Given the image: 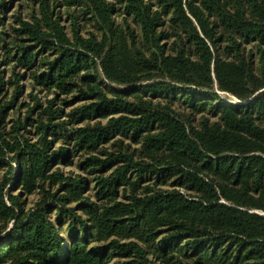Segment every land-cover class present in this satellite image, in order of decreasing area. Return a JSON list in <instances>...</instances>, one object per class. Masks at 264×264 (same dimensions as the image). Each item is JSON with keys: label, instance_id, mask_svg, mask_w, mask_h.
<instances>
[{"label": "trees", "instance_id": "trees-1", "mask_svg": "<svg viewBox=\"0 0 264 264\" xmlns=\"http://www.w3.org/2000/svg\"><path fill=\"white\" fill-rule=\"evenodd\" d=\"M10 6L0 264H264V0ZM102 78L132 87L111 94ZM75 157L81 174L63 171Z\"/></svg>", "mask_w": 264, "mask_h": 264}, {"label": "rangeland", "instance_id": "rangeland-1", "mask_svg": "<svg viewBox=\"0 0 264 264\" xmlns=\"http://www.w3.org/2000/svg\"><path fill=\"white\" fill-rule=\"evenodd\" d=\"M10 1H11V6H10L9 12L7 14L10 15V17H11V15L14 13V11L16 9L18 10L20 3L23 4L25 0H10ZM23 12H24L25 16H27L30 13V9L26 6V8H25V10ZM63 12H65V11H63ZM122 16H123L122 14L121 15H117V21L118 22H121V23L123 22L122 21V19H123ZM69 20L70 19L68 17V14L65 13L64 16H63V21H64L65 25H67L68 30L71 29ZM131 23H132L131 24L132 27H137L138 28V26L136 25L135 22H133L132 19H131ZM88 29H90V26L89 25H84L83 26V33L86 34ZM246 48H247V50L253 49L255 52L257 51V49L254 47L253 44L246 45ZM2 68H4L6 70V73L9 72V67L7 65L4 64ZM102 80H103L102 82H103L104 88L111 94L113 92H115L117 89H128V88L130 89L132 87L130 85L117 84V83L111 82V81H109L108 79H105V78H102ZM21 83L22 84L23 83H27L26 94H25V96H27L28 93L30 92V90L32 89L31 82L29 80H26V82H25V80H23ZM219 93H220L222 99L225 102L229 103V104L237 105V104H244L246 102V101L240 100L239 98H237L236 96H234L231 93L224 92V91H219ZM46 95L47 94L45 92H40L39 93V96L41 98H43V100H45V96ZM174 107L177 108L179 110V112H181L183 114V116L187 120V122H191L195 126L199 124L200 118H201V114L193 113L191 109H189L186 105H182V103H180L179 101L176 102ZM127 142H130V141H127ZM59 145H61V144H58L57 146H59ZM131 146H132V148L135 147V145H131ZM78 162H79V158L75 157L74 160H73V164L72 165L61 164L60 167L62 168L63 171H65L67 173H72V174L79 173V174H81V171H80V169L78 167ZM2 175H3V172H0V179L2 178ZM163 187L166 188V189H174V188H176V189H179L180 191L185 192V193H189L190 192L189 190H186L183 187H176V186L174 187V186H171V185H165ZM26 198H27V201H28L27 204H26V208H30V207L33 206L35 201L38 199V195L35 193V194L27 196ZM63 234L66 235V230L65 229H63ZM119 260H120L119 258L114 257L110 261L109 264H117L119 262Z\"/></svg>", "mask_w": 264, "mask_h": 264}, {"label": "water", "instance_id": "water-1", "mask_svg": "<svg viewBox=\"0 0 264 264\" xmlns=\"http://www.w3.org/2000/svg\"><path fill=\"white\" fill-rule=\"evenodd\" d=\"M248 101H246L245 103H247Z\"/></svg>", "mask_w": 264, "mask_h": 264}]
</instances>
